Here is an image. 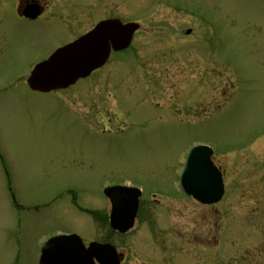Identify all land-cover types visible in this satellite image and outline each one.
<instances>
[{"label":"rangeland","instance_id":"1","mask_svg":"<svg viewBox=\"0 0 264 264\" xmlns=\"http://www.w3.org/2000/svg\"><path fill=\"white\" fill-rule=\"evenodd\" d=\"M61 1L68 15L88 14L76 19L84 30L100 9L140 23L136 55L167 52L179 64L161 81L168 71L152 63L166 82L144 101L153 109L131 101L126 84L117 89L122 105L101 93L98 74L69 91L73 102L63 92H33L26 77L65 35L54 19L1 17L0 0V264H37L44 243L72 233L84 244L119 246L123 264H160L165 250L180 257L198 243L202 256L221 255L217 264H242L246 251L250 264H264V0ZM200 145L224 172L227 193L215 205L180 189L187 154ZM118 184L145 191L125 234L110 226L103 189ZM210 259L201 264H216Z\"/></svg>","mask_w":264,"mask_h":264},{"label":"water","instance_id":"2","mask_svg":"<svg viewBox=\"0 0 264 264\" xmlns=\"http://www.w3.org/2000/svg\"><path fill=\"white\" fill-rule=\"evenodd\" d=\"M137 23L123 24L118 19L105 20L77 41L58 49L48 60L38 64L28 78L31 89L50 92L65 89L89 76L107 61L111 49H126ZM208 146L194 147L188 154L181 175L184 192L203 204H214L224 194L221 174L211 162ZM112 203L110 224L122 233L133 227L140 191L114 186L104 190ZM120 264L116 249L110 244L91 243L86 247L77 235H59L41 249L39 264Z\"/></svg>","mask_w":264,"mask_h":264},{"label":"flooded vegetation","instance_id":"3","mask_svg":"<svg viewBox=\"0 0 264 264\" xmlns=\"http://www.w3.org/2000/svg\"><path fill=\"white\" fill-rule=\"evenodd\" d=\"M51 1L52 0H6L5 6H3L5 9L4 10L2 9L1 17L2 16L5 17V14L9 15L10 13H12L13 16L15 17L16 22L17 21H19V22L25 21L28 23H36V21L43 19L44 22L46 24H48L51 19H54L60 25V27H58V29L64 33L65 39H63V41L57 43L56 46H54L48 52V54L45 55V57H42L41 60L37 61L35 64L48 59L58 48H61L65 45L79 39L81 36L85 35L89 31H91L101 21H103L105 19L117 18V16L106 17V18L103 17L104 16L103 11L100 9L97 16H91L92 19H94L93 25L89 29L84 30L86 27L81 25V24L77 25L76 19L79 15H83L84 19L87 21L89 19L88 14L76 10L75 14L68 15L65 12L67 10V7H68L67 3H64L61 0H55L54 4H51ZM191 31H192L191 29H188L186 31V34L191 35ZM77 32H79V33L75 34L76 35L75 37H72V36H74L73 34L77 33ZM136 32H135L134 37H133L134 39H135ZM134 39H133L131 45L127 49L120 51V52H113L112 51L109 59L104 64V66L101 67L100 69L94 71L89 77L79 80L73 86H71L67 89H62V90H57V91H52V92L66 93L68 98H70L71 102H73V99L71 97L72 95L69 93V91L72 88L79 85L81 82H84L87 79H89L90 77H93L96 74H98V75H101V77H99V79H98L102 82L101 83V86H102L101 93L104 91L106 93V96L111 95V97H112V95H114L115 97H117L119 99L120 105H122L123 101L118 96L120 93L118 92L117 89L119 87V84H120V86H123V87L126 84V87L128 89H129V87H133L129 90H133L136 94L135 98L131 101H135L138 103L142 102L143 105L147 106L148 108L153 109L152 103L147 104L144 101H146V97L148 96L149 91L152 92L153 95H156V93L158 91L162 90L161 84L165 85L166 82H161V81L168 79V76L170 74L168 71V67H169V64H171L172 62L171 61L169 62L167 60V57H166V56H168L167 52L165 53L166 56L162 53L163 56L157 57L156 59H154V58H149V59L148 58H139V56H137L135 53L136 51H134L132 48V45L134 44ZM112 60H114V61L112 63H110ZM152 63H154L153 65L165 66L163 68V72L160 73V75H164L168 71L164 75V77L162 78L161 81H160L161 77L157 79L154 76L155 74H153V72H156V73H159V72H157L156 67L152 66ZM172 64H179V62H178V60H175ZM154 78H155V80H154ZM141 81L147 82L146 84H147L148 88L146 91L142 90L141 86H143V84L141 83ZM150 87H153L152 90L150 89ZM52 92H50V93H52ZM81 92L82 91L77 92V96H81ZM36 93H41V92L36 91ZM42 94H49V93H42ZM57 96L62 97V95H57ZM159 106H158V108L161 109V111H159V112L163 113L164 112L163 109ZM123 113L125 114V116H127V115L129 116L131 113V109H126V110L124 109ZM82 118H84V116H82ZM118 121L120 122V118L118 119ZM118 121H116L115 123L118 124ZM134 123L139 124V126L143 127L148 122L144 121V120H143V122H140L139 118L138 119L136 118ZM218 168L221 170L220 167H218ZM221 172L223 173V176H224V172L222 170H221ZM139 208H140V202L138 205L136 218H137L139 211H140ZM149 223H153V220H151ZM196 236L197 235L195 233L192 235V237H194V238H192V243H195V241H199V239ZM101 243H106V242H101ZM114 246L116 247V249L119 253L121 264H123L125 261V256L120 251L121 248L119 246H116V245H114ZM198 246H199V243L196 246H194L191 251L184 250V249L179 250V252H184V253H180V255H181L180 257H177V255L170 256L167 254V251L165 250L163 256L166 258H164L163 261L160 262V264H178V262L181 260H188L189 264H201V262L209 260L210 257H211L210 260H212L213 262L215 261L217 264V262H218L217 260H220L219 257L221 255L216 254V250H214V251L212 250L214 252V254L210 255V257L202 256L200 249H198ZM243 255H244V257L242 259V264H250L246 260L249 257L248 251L244 252ZM135 256H136V254H135ZM148 257H150V255ZM169 258H170V263L168 262ZM151 261H152V259H151ZM153 262H155V260Z\"/></svg>","mask_w":264,"mask_h":264},{"label":"bare ground","instance_id":"4","mask_svg":"<svg viewBox=\"0 0 264 264\" xmlns=\"http://www.w3.org/2000/svg\"><path fill=\"white\" fill-rule=\"evenodd\" d=\"M93 72H94V71H93ZM93 72H92V73H93ZM92 73H91V74H92ZM91 74H90V75H91ZM133 227H134V226H133Z\"/></svg>","mask_w":264,"mask_h":264}]
</instances>
